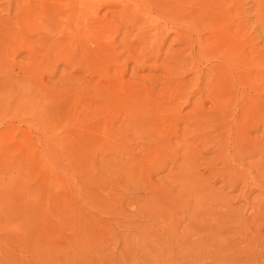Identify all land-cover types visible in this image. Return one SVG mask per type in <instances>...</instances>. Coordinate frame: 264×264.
Masks as SVG:
<instances>
[{"label": "rangeland", "instance_id": "rangeland-1", "mask_svg": "<svg viewBox=\"0 0 264 264\" xmlns=\"http://www.w3.org/2000/svg\"><path fill=\"white\" fill-rule=\"evenodd\" d=\"M38 1L0 0V264H264V0L173 4L213 8L234 39L246 18L253 74L212 95L175 39L207 36L197 12L49 0L27 16Z\"/></svg>", "mask_w": 264, "mask_h": 264}, {"label": "bare ground", "instance_id": "bare-ground-1", "mask_svg": "<svg viewBox=\"0 0 264 264\" xmlns=\"http://www.w3.org/2000/svg\"><path fill=\"white\" fill-rule=\"evenodd\" d=\"M40 1V6L38 7V9H35V11H26V9H24V7L26 8V7H28L27 6V4H26V6H24L23 7V13H24V11H26L25 13H27L26 15L27 16H35L37 13H36V10H38L40 13H42V14H46V11L47 12H49L50 14H52L53 13V10L51 9V8H53L54 7V5H56V3H51V1H49V0H39ZM38 1V2H39ZM67 1V0H66ZM84 0H82V3H84L83 2ZM128 2H130V3H133V2H137V3H139V4H137V5H134V6H138V5H140L141 7H147V5H149V4H153V5H155V9H156V11L158 12V13H160V14H162L164 17H165V20H166V17H170V18H173V19H171L170 21H172V20H174V19H177V18H183V17H188V20H190L191 18H194V17H196L197 18V16L199 15V17L198 18H200V20H199V22H196V23H199V25H200V27H201V29H203V30H205V31H207V36L206 37H204L203 36V34H201L199 31V33H197V35L195 36V38H193L191 35H189V30L191 29L190 27H191V23H189V21H186V22H184V26L185 27H188V28H190L189 30H188V28H183V30L184 29H187L188 31V33L186 32V33H184V34H180V33H182V32H180L179 33V31H177V34H178V37H176L175 39H177V40H181L182 39V41L184 40V42L185 43H189L190 44V46H192L193 47V49H194V52L196 51L195 49L197 48V51H196V56H198L199 57V59H201V58H203L205 61H207L208 62V64H207V67H206V71H207V73L205 74V75H201L202 74V70H200V69H198V70H195V72H196V76L198 77V81H199V83L200 84H203V89L205 90V92H206V94L208 95V92L212 95V92L210 91V88H211V86L214 84V85H217V86H221V85H223V86H225V85H227L229 82H230V80L233 78V77H237V78H240V76H241V78L242 79H248L249 77H250V74H253L252 73V71H250V70H248L247 69V53L248 52H246L245 51V49H244V47H245V45H246V42H247V38H246V27H245V25L244 24H247V23H244L245 21H244V19H246V18H244V19H242V18H237V20H238V23H237V21H236V24H237V29H238V32H239V36H236L235 37V35L233 36V37H235V39L234 38H232V37H230V36H232V35H229V33L228 32H230L229 30V28L230 27H226V29L224 30V28H222L223 27V25L222 24H218V25H216V24H214V20L215 19H218V20H221L222 18H221V16H217V12H216V17H215V15H214V13L212 14V10H214L212 7H208L209 9L210 8H212V10L210 9V11L208 12V11H204V13L202 12L201 14H200V10L198 11H196L195 9H198V8H195L194 10H192L191 11V9L189 10V11H187V9H185V8H178V7H176V6H174L173 4L176 2V3H178L179 2V0H144V3H140V1L141 0H127ZM178 1V2H177ZM203 1H205L206 2V0H203ZM202 1V2H203ZM211 1V0H210ZM213 1V0H212ZM231 1V0H230ZM29 2V1H28ZM71 2H72V0H71ZM213 2H215V1H213ZM37 5H38V3H36ZM215 4V6H217V7H220V6H218L216 3H214ZM25 5V4H24ZM58 5V4H57ZM178 5V4H177ZM33 6H35V8H37V6L36 5H33ZM200 7H202V6H204V5H199ZM198 6V7H199ZM30 8H31V6H29ZM204 7H206V5L204 6ZM206 7V8H207ZM187 8V7H186ZM190 8V7H189ZM207 8V9H208ZM240 8H242V7H240ZM21 9H22V7H21ZM21 9H19V10H21ZM33 10H34V8H32ZM193 9V8H192ZM200 9V8H199ZM201 9H203V8H201ZM206 9V10H207ZM216 9V8H215ZM31 10V9H30ZM219 10H222V7L221 8H219ZM219 10H217V11H219ZM149 11V10H148ZM193 11H195V15H196V12L198 13V15L197 16H194L193 17ZM223 11L225 12V14L223 13ZM223 11L222 12H220V13H223V16L224 15H226V13H228L227 11H226V9L224 8L223 9ZM240 10H238V12H239ZM152 12V11H151ZM154 12H155V10H154ZM240 12H242V13H244V11H243V9L240 11ZM21 11L20 12H18V13H16V19H17V21H21V20H24L23 19V16L25 15V13L23 14ZM141 14L143 15V13L141 12ZM159 14V15H160ZM188 15V16H187ZM218 15H219V12H218ZM241 14L239 13V16H240ZM75 16V15H74ZM161 16V15H160ZM163 16H162V18H163ZM238 16V17H239ZM242 16V15H241ZM240 16V17H241ZM244 17H245V13H244V15H243ZM242 16V17H243ZM76 17V16H75ZM74 17V18H75ZM142 18H144V17H142ZM159 18V17H158ZM196 18H194V20L196 19ZM72 19V18H71ZM70 19V20H71ZM75 19H77V18H75ZM156 19H157V17H156ZM168 19V18H167ZM159 20V19H158ZM169 20V19H168ZM192 21H194L193 19H191ZM73 21V19L71 20V22ZM75 21V20H74ZM24 22V21H23ZM191 22V21H190ZM156 23V22H155ZM176 23V22H175ZM23 24V23H22ZM176 24H178V23H176ZM235 24V23H234ZM233 24V25H234ZM235 24V25H236ZM195 25H197V24H195ZM234 25V26H235ZM158 26V25H157ZM160 26V25H159ZM190 26V27H189ZM226 26V25H225ZM227 26H229V25H227ZM230 26H232V25H230ZM154 27V26H153ZM155 28V27H154ZM153 28V29H154ZM232 28H233V26H232ZM236 28H234L235 29V31L237 32V30H236ZM158 29H160V27H157V30ZM201 29H198L197 28V30H200V31H203V30H201ZM12 30V29H11ZM155 30H156V28H155ZM156 30V31H157ZM192 30H193V27H192ZM192 30H190V31H192ZM83 31V30H82ZM71 32V31H70ZM73 32V31H72ZM81 32V31H80ZM232 32H234V30L232 31ZM232 32H230V33H232ZM74 33V32H73ZM203 33V32H202ZM176 34V35H177ZM234 34V33H233ZM202 36V37H201ZM204 37V39L203 40H201V38H203ZM176 40V41H177ZM178 42V41H177ZM184 42H182L181 44H183ZM6 43V42H5ZM176 43V42H175ZM188 44V45H189ZM179 45V44H178ZM184 46H186V45H184ZM190 46H188V47H190ZM255 46H257L256 45V43H255V45H252L251 47H250V50H249V53H251V56H253V58H255L256 60H260L261 59V56H262V53L260 52V51H258V50H260L259 48H258V50H257V48H256V50H255ZM161 47V46H160ZM160 47H159V50H160ZM187 47V48H188ZM196 47V48H195ZM183 48V47H182ZM184 49V48H183ZM180 50V49H179ZM157 51V50H156ZM168 51H170V48H169V50H167V52ZM172 51V50H171ZM170 51V52H171ZM190 51H191V49H190ZM158 52V51H157ZM260 52V53H259ZM172 53V52H171ZM170 53V54H171ZM193 54V53H192ZM191 54V55H192ZM168 55V54H167ZM194 55V54H193ZM183 59V58H182ZM195 59V58H194ZM214 60V62H210V61H208V60ZM4 60V57L3 58H1V61H3ZM0 61V63H4V62H1ZM192 62V61H191ZM193 64V63H192ZM1 65V64H0ZM5 65H7L6 63H5ZM179 65V64H178ZM4 66V65H3ZM1 67H2V65H1ZM0 67V68H1ZM6 67V66H5ZM2 69H4V67L2 68ZM254 74H255V77L257 78V80H259V79H261V76H262V74L260 73V71L259 70H255L254 71ZM200 79H203V82L200 80ZM166 87V86H165ZM200 89V88H199ZM166 90V89H165ZM169 90H167V92L166 93H164L163 95H164V97H165V95L168 93L169 94V92H168ZM258 91H259V89H258ZM170 93H172V92H170ZM173 93H174V91H173ZM162 95V96H163ZM174 96V95H173ZM163 97V99H165L166 100V97L168 98L169 96H167L166 95V97L164 98ZM188 97V96H187ZM190 97V96H189ZM170 98V97H169ZM168 98V99H169ZM173 98V97H172ZM179 98V97H178ZM177 98V99H178ZM174 99H176V98H174ZM180 99V98H179ZM165 100H164V102H165ZM257 101H259V100H257ZM158 103H159V101H157ZM160 103H162V102H160ZM164 104V103H163ZM257 107V104H255V108ZM157 111V110H156ZM158 112H160V111H158ZM157 113V112H156Z\"/></svg>", "mask_w": 264, "mask_h": 264}]
</instances>
